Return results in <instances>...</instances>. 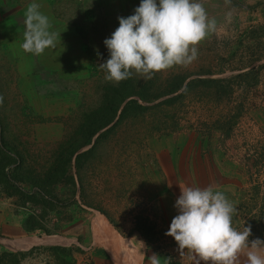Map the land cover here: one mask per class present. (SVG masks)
<instances>
[{"label": "rangeland", "instance_id": "obj_1", "mask_svg": "<svg viewBox=\"0 0 264 264\" xmlns=\"http://www.w3.org/2000/svg\"><path fill=\"white\" fill-rule=\"evenodd\" d=\"M200 2L217 30L197 45L190 64L150 79L134 74L109 82L99 68L110 58L103 42L119 27L118 17L133 15L141 0H52V15L73 27L81 42L71 63H33L30 55H36L21 48L25 16L16 15L13 31L0 33V204L21 214L27 231L43 221L50 230L43 236H56L81 211L97 215V226L112 222L115 229H108L123 237L158 242L162 230L147 182L154 164L151 141L192 133L239 164L246 184L238 197L241 218L235 228L242 232L250 226V242L264 241V225L253 222L264 208V121L254 114L264 112V61L251 68L254 60L264 59V31L255 35L253 26L264 0ZM178 77L185 79L180 90L165 94ZM128 80L137 85L135 91L150 96L138 100L145 107L130 109L114 124L124 103L136 99L129 97L114 120L90 136L83 129L85 116L98 110L108 90L112 95L110 85L129 92ZM99 115L104 122L112 113L103 109ZM52 247L0 251V264H58L64 254Z\"/></svg>", "mask_w": 264, "mask_h": 264}, {"label": "crops", "instance_id": "obj_2", "mask_svg": "<svg viewBox=\"0 0 264 264\" xmlns=\"http://www.w3.org/2000/svg\"><path fill=\"white\" fill-rule=\"evenodd\" d=\"M51 1L35 0L41 5L40 11L48 16L52 23L56 22V27L53 26L51 31L60 33L61 38L57 37L55 49H45L43 54L36 55V59L30 55V59L35 64L58 66L74 62L73 58L79 55L82 46L75 29L52 15ZM31 2L33 0H0V33L13 31L16 15L25 16L26 8ZM263 16L262 8L257 16V23L253 25L256 27L255 35L264 31ZM18 27L21 28V25L18 24ZM263 61L262 58L254 60L251 68ZM254 114L256 120L264 121V112L255 110ZM151 144L154 164L147 182L151 192L155 193L153 208L157 216V229L162 230L163 237L158 242L150 244L145 239L123 237L112 229L114 227L105 217V225L97 226V215L92 217L81 211L74 214L73 221L69 222L71 225L58 231L56 236H43L42 232L50 233L46 223L42 221L31 230L34 232H29L24 227L21 214L0 204V251L17 252L29 247L57 245L65 249L58 264H133L135 261L134 264H148V257L153 254L160 257V264H204L196 253L181 250L175 239L166 235L173 217L178 214L174 204L181 194V187L203 189L211 186L214 191L223 192L238 209L233 220L235 227L241 218L238 197L242 186L246 184V177L229 153L195 134L154 137ZM109 226L112 228L108 229ZM25 244L29 247L18 248V245ZM249 250L244 249L239 254L236 264H248ZM260 254L264 255V250Z\"/></svg>", "mask_w": 264, "mask_h": 264}, {"label": "clouds", "instance_id": "obj_3", "mask_svg": "<svg viewBox=\"0 0 264 264\" xmlns=\"http://www.w3.org/2000/svg\"><path fill=\"white\" fill-rule=\"evenodd\" d=\"M40 8L33 0L24 18L21 48L34 55L55 49L60 37V33L51 31L52 22ZM118 20L119 27L103 42L110 58L99 65L105 80L115 83L134 74L150 79L162 70L190 64L197 58V45L217 30L215 18L209 17L200 0H141L133 15ZM174 207L178 214L166 235L172 236L181 250L196 253L204 264H236L239 254L250 249L248 264H264V255L260 254L264 241L249 243L250 226L242 232L233 227L238 209L223 192L211 186L181 187ZM148 264H160V257L153 254Z\"/></svg>", "mask_w": 264, "mask_h": 264}, {"label": "trees", "instance_id": "obj_4", "mask_svg": "<svg viewBox=\"0 0 264 264\" xmlns=\"http://www.w3.org/2000/svg\"><path fill=\"white\" fill-rule=\"evenodd\" d=\"M184 81H185L184 78L178 77V82H174V85H172V88L169 90V92H167L165 94L171 95V94H174L177 91H179L182 84L184 83ZM216 81H218V80H216ZM206 82L207 83H209V82L213 83L214 81L208 79V81H206ZM127 86L129 88V92L125 93V92L120 91V85L115 86V87L110 85V88L113 90L111 93L112 95L109 96L110 92L108 90L106 95H103L102 100H101V105L98 108V110H95V112H93V114L91 113L90 115L85 116V122H84L83 129L86 132H88L90 136L96 134L98 131H100L105 126H107L109 123H111L114 120V118L117 114V110L120 107V105L123 102H125V100L128 99L129 97H135L136 99L132 98L130 100H127L124 103V106L121 109V113H120L118 119L115 121L114 124H116V122L121 120L127 114V112L131 113L130 109L145 107V106L141 105L138 102V100L147 101L150 96L146 95L145 91H142L141 89L135 91L133 88H135L137 85L135 83L133 84L132 81H130V80H128ZM188 88H189V86L187 83L185 90H187ZM107 89H109V88H107ZM184 91H182L181 93H183ZM165 94H162V95H165ZM117 96H119L118 99H117ZM179 96L180 95H178V97ZM154 98H157V97H154ZM173 98H176V97H173ZM170 101H171V99L167 100V102H170ZM103 109L104 110H106V109L111 110V113H112L111 117L107 121H104V122H102L103 119H102L101 115H99V113ZM79 148L80 147H76L70 151L69 157H68V159H66V162L70 161L71 157L78 151ZM84 152L86 153V151H84ZM84 152L80 155H77V157H82ZM253 217L256 218V220L253 221L255 224L264 225V208H262L257 215H253ZM262 238H264V234L262 235ZM251 242L249 239V243H251ZM52 250L58 251L59 254L60 253L62 254L65 252V249L62 248L61 246H54V247H52ZM15 254H13V255H15ZM17 255L18 254H16V256ZM62 262H63V260H62Z\"/></svg>", "mask_w": 264, "mask_h": 264}]
</instances>
